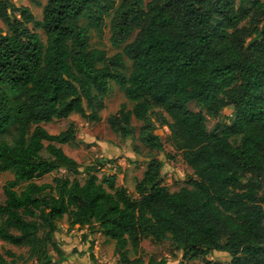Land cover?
Here are the masks:
<instances>
[{
	"label": "trees",
	"instance_id": "16d2710c",
	"mask_svg": "<svg viewBox=\"0 0 264 264\" xmlns=\"http://www.w3.org/2000/svg\"><path fill=\"white\" fill-rule=\"evenodd\" d=\"M110 13L111 42L123 45L112 56L91 46L89 32ZM0 19V171L14 175L4 186L0 239L28 251L24 262L0 251V264L65 261L57 236L65 217L70 228H88L83 240H113L117 264H144L137 252L145 238L168 240L204 264H264V0H47L40 20L0 0ZM111 81L134 103L109 116L111 128L127 138L132 118L140 120V141L150 151L169 144L192 169L190 187L171 191L156 156L136 197L116 173L98 175L114 158L87 165L83 182L77 176L81 164L58 145L76 140V125L50 133L44 123L73 113L101 121ZM227 106L233 121L209 130L207 115ZM158 126L169 129L166 140ZM213 251L231 260L206 259Z\"/></svg>",
	"mask_w": 264,
	"mask_h": 264
},
{
	"label": "rangeland",
	"instance_id": "374dc122",
	"mask_svg": "<svg viewBox=\"0 0 264 264\" xmlns=\"http://www.w3.org/2000/svg\"><path fill=\"white\" fill-rule=\"evenodd\" d=\"M13 1L17 5L28 6L37 19H42L43 6L47 0ZM116 1L118 2V0ZM111 16L112 13L106 16V25L102 30L98 31L94 28H89L91 46L105 50L108 56L121 52L123 48V45L118 47L114 46L111 42V29L109 25ZM86 22L83 19L81 23L87 24ZM0 26L7 30V26L1 19ZM30 27L37 31L43 40L45 39V32L41 27H36L33 24ZM135 35L136 32L129 38V41L133 40ZM125 63L126 68L124 69V73L127 75L131 69V62L127 57H125ZM104 101L106 106L101 111L102 119L99 122L88 121L80 114L73 113L67 119L44 123V126L50 133H59L66 129L70 123L76 125V140L58 145L81 164V172L77 175L80 180L83 182L86 179L85 167L96 159L114 158L113 162H107L99 169L98 175L102 177L104 174L116 173V183L126 187L129 194L136 197V182L142 177L150 157L156 156L164 164V182L171 191L178 190L183 186L190 187L188 184L189 175L192 173L190 166L167 143H165L164 151H150L138 137L142 125L140 120L135 117L132 118L134 132L127 138L122 137L111 128L108 122L109 116L117 113L123 104H126L129 109L134 105L133 102L126 98L123 90L115 81L110 82V90L105 96ZM189 105L196 111L201 110V107L195 102H190ZM233 118L234 109L232 106H227L217 118L207 115L206 123L208 129L213 130L218 126L230 124ZM156 132L163 140H166L170 131L166 126H158ZM62 174H65L64 170L53 171L37 180L38 182H51L54 176ZM13 177L12 172L0 171V205L5 201L4 186ZM59 226L60 231L57 236L67 253L66 260L60 264H94L90 259V240H93L94 243L92 251L97 264H117L118 256L115 253V242L113 240L108 239L102 233H95L91 235L90 239L83 240V234L88 232V228L85 227L83 230H80L78 226L70 228L66 217L60 222ZM6 250H11L22 255V258L18 262H24L28 257L26 247L15 246L0 239V251L10 261L11 257L7 256ZM130 255L134 257L135 253L131 251ZM137 255L143 257L144 264H159L162 261L166 264H204L202 259L188 260L184 258L182 250L173 246L168 240L156 242L152 238H145L141 242ZM206 259L228 262L231 260V256L227 252L213 251L206 256Z\"/></svg>",
	"mask_w": 264,
	"mask_h": 264
},
{
	"label": "crops",
	"instance_id": "0c3cea01",
	"mask_svg": "<svg viewBox=\"0 0 264 264\" xmlns=\"http://www.w3.org/2000/svg\"><path fill=\"white\" fill-rule=\"evenodd\" d=\"M118 185V184H117Z\"/></svg>",
	"mask_w": 264,
	"mask_h": 264
}]
</instances>
